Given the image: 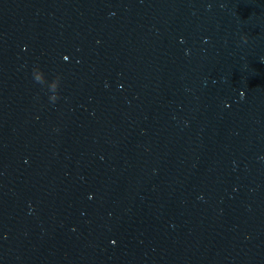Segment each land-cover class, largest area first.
<instances>
[{
    "label": "water",
    "instance_id": "95a60500",
    "mask_svg": "<svg viewBox=\"0 0 264 264\" xmlns=\"http://www.w3.org/2000/svg\"><path fill=\"white\" fill-rule=\"evenodd\" d=\"M0 264H264V0H0Z\"/></svg>",
    "mask_w": 264,
    "mask_h": 264
},
{
    "label": "clouds",
    "instance_id": "9594fccd",
    "mask_svg": "<svg viewBox=\"0 0 264 264\" xmlns=\"http://www.w3.org/2000/svg\"><path fill=\"white\" fill-rule=\"evenodd\" d=\"M244 40H245V41L247 40V36L244 37Z\"/></svg>",
    "mask_w": 264,
    "mask_h": 264
}]
</instances>
